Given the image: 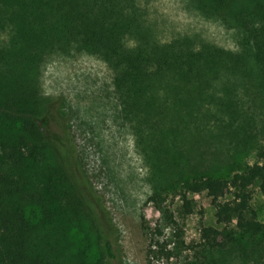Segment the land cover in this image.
Instances as JSON below:
<instances>
[{
  "label": "trees",
  "instance_id": "obj_1",
  "mask_svg": "<svg viewBox=\"0 0 264 264\" xmlns=\"http://www.w3.org/2000/svg\"><path fill=\"white\" fill-rule=\"evenodd\" d=\"M192 1L239 32L237 53L196 50L187 37L156 42L136 0H0V31L9 36L0 48V264H121L116 229L87 184L69 121L52 103L44 106L34 81L48 56L71 50L98 56L113 72L121 119L151 167L149 201L171 236L161 242L162 226L155 228L148 260L232 264L226 255L236 232L264 243L253 207V187L264 199V143L255 146V162L228 177L201 170L180 152L206 131L214 144L223 133H253L259 114L264 134V0ZM201 193L223 228L203 227L199 257L186 261L179 258L184 233L166 201L179 198L187 216L188 197Z\"/></svg>",
  "mask_w": 264,
  "mask_h": 264
},
{
  "label": "rangeland",
  "instance_id": "obj_2",
  "mask_svg": "<svg viewBox=\"0 0 264 264\" xmlns=\"http://www.w3.org/2000/svg\"><path fill=\"white\" fill-rule=\"evenodd\" d=\"M136 2L145 11L146 24L160 44L187 37L194 42L196 50L213 46L232 53L239 51V32L205 16L192 0ZM8 37L7 32L0 31V48L6 45ZM235 77L242 79L239 74ZM113 78V72L101 58L71 50L48 56L41 63L34 81L44 106L52 103L53 108L69 121L66 124L71 132L69 140L76 144L87 184L116 229L113 238L121 250V264H160L161 261L153 260L152 263L147 257L149 246L155 239L152 232L161 224L162 242L165 238L170 240L171 230L164 228L162 215L149 201L152 195L151 167L145 162L133 132L121 119ZM226 82L222 79L215 83L217 95L223 94ZM236 90L241 96L242 88L238 86ZM203 104L210 110L215 106L207 100ZM253 120L256 122L253 133L251 130L247 131L248 135L244 131L235 135L223 133L221 138L217 136L214 144L206 131L204 136L180 152L201 170H212L217 176H231L238 170L237 166L255 162V146L264 143V134L258 131L262 130L260 114ZM235 153L238 157L231 161ZM188 199L193 213L187 216L182 215L179 198L166 201L184 233L185 247L180 249L179 258L186 261L199 257L196 253L199 248L196 247L201 241L203 227L223 228L216 223V209L205 193L190 195ZM253 207L258 219L264 223V199L257 187H253ZM230 228L235 229L234 226ZM236 235L235 249L226 255L228 261L231 260L232 264H264V243L245 239L237 232ZM108 264L113 262L108 261ZM170 264L183 263L178 259Z\"/></svg>",
  "mask_w": 264,
  "mask_h": 264
}]
</instances>
